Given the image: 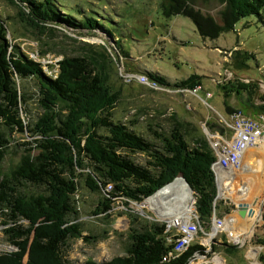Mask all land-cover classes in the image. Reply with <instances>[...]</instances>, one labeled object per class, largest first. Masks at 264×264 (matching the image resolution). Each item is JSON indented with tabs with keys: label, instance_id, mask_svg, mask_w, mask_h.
Masks as SVG:
<instances>
[{
	"label": "trees",
	"instance_id": "trees-1",
	"mask_svg": "<svg viewBox=\"0 0 264 264\" xmlns=\"http://www.w3.org/2000/svg\"><path fill=\"white\" fill-rule=\"evenodd\" d=\"M219 1L226 5L220 13L223 25L195 12L185 0H163L161 10L167 18L183 15L191 19L205 39H217L231 32L242 19L261 17L264 11V0ZM11 2L32 22H66L75 29L101 27L108 31L92 16L77 20L70 10L62 11L55 0ZM40 28L42 32L48 30V26ZM7 32L0 21V125L10 131V136L30 131L37 139L20 165L0 177V222L6 227L7 241L17 250L0 255V264H25L27 256V264H66L64 250L71 240H89L83 237L76 199L82 178L92 191L104 193L94 211V215H99L110 212L115 199L142 203L182 175L196 197L203 232L210 230L218 185L212 171L215 157L209 140L199 138L188 123H181L176 117L168 119L172 122L169 130L163 125L153 129L150 124V141L137 132L139 120H118L121 94L109 87L113 64L105 47L100 51L86 48L88 53L64 57L59 75L53 78L45 73V65L21 54ZM251 59L246 57L236 69H249ZM199 80L193 75L180 87L194 89ZM27 81L36 85L37 103L43 114L32 124L33 128L23 119V109L30 101L25 90ZM222 89L226 90V98L231 93L253 96L259 85L247 82L236 87L229 82ZM261 100L264 103V98ZM224 105L228 115H232L229 105ZM258 110L264 115V105ZM164 123L167 125V120ZM9 151L10 142L2 129L0 170ZM140 153L147 157V167L135 160ZM31 188L40 193L27 194ZM166 227L151 223L142 230L132 228L131 245L124 257L85 264H189L196 254L207 255L201 244H192L177 255L174 241L178 235ZM235 249L229 246L223 250L233 254Z\"/></svg>",
	"mask_w": 264,
	"mask_h": 264
},
{
	"label": "rangeland",
	"instance_id": "rangeland-1",
	"mask_svg": "<svg viewBox=\"0 0 264 264\" xmlns=\"http://www.w3.org/2000/svg\"><path fill=\"white\" fill-rule=\"evenodd\" d=\"M55 1L62 11L70 10L69 13L75 14L77 20L92 16L105 24L108 31L101 27L94 30L75 29L66 22H32L20 13L11 0H0V21L6 25L9 40L22 55L45 65V73L53 78L59 75L60 61L64 57L85 54L86 48L100 51L105 47L113 64L109 87L121 94L116 118L125 122L139 120L136 130L148 141L150 124H153V129L163 125L169 130L172 122L168 119L173 117L181 123H188L194 134L207 141L210 135L212 141L218 138L215 135L229 136L231 131L221 122L230 119L224 102L232 109V114H243L256 120L262 116L258 108L264 105L261 100L264 98V11L261 17L242 19L231 32L223 33L217 39H205L191 19L183 15L165 17L161 10L163 0ZM185 2L195 12L200 11L203 16L223 25L220 13L226 5L219 0ZM43 26H48V30L42 32L40 27ZM248 56L252 57L250 68L237 70ZM193 75L200 77L197 86L203 88L197 94L191 92L193 89L180 87ZM229 82L236 87L254 82L259 85V90L253 96L245 94L239 97L231 93L226 98V90L222 87ZM25 83L30 101L23 109V119L33 128L32 124L43 114L37 103L36 85L28 81ZM166 120L167 125L164 123ZM2 129L10 142V151L2 163L1 178L20 165L23 155L35 146L33 141L37 139L30 131L25 134L15 132L10 136V131L0 125ZM258 146L249 149L246 168H243L239 181L232 185V189H225V196L218 191L214 203L216 216L226 218V230L214 229L211 220L210 230L199 233L193 243L204 246L207 255L196 254L189 264H264V149L258 150ZM135 157L138 164L147 167L145 154ZM78 183L79 223L84 231L83 237L89 240H71L64 250L66 264L104 263L122 258L130 248L132 228L142 230L151 223L166 226L171 222L184 223L193 214L197 215V200L190 188V200H194L190 209L185 203L168 210L167 206L172 204L169 202L163 205L166 212L161 213L155 206L153 208L157 210L142 208L147 200L137 203L122 198L114 200L110 212L94 215L96 205L99 206L105 197L104 193L92 191L86 186L84 178ZM32 193L38 195L40 191L31 188L27 192ZM255 197L263 198L258 204V211L249 204ZM241 203L249 204L255 211L254 217L259 218L249 235L246 230L251 218L242 219L239 215L237 207ZM22 224L28 223L22 221ZM5 228L0 222V255L17 251L7 241ZM230 232H234V236L241 241L236 243L234 237L229 236ZM174 233L177 234V230ZM229 246L236 247L233 254H226L223 250ZM25 259L27 264L29 257Z\"/></svg>",
	"mask_w": 264,
	"mask_h": 264
},
{
	"label": "built area",
	"instance_id": "built-area-1",
	"mask_svg": "<svg viewBox=\"0 0 264 264\" xmlns=\"http://www.w3.org/2000/svg\"><path fill=\"white\" fill-rule=\"evenodd\" d=\"M200 91H203V88L197 86L191 92L197 94ZM208 96L210 97L211 94L208 93ZM221 122L231 131L230 135L227 137L215 135L218 138H214L213 141L211 140L213 137L210 135L208 140L215 155L212 171L215 175L218 191L219 194L222 191V196H225L226 192L223 191L232 189V185L239 181V175L244 168L249 149L255 148L264 142V115L259 120H256L243 114H232L230 119ZM108 189L111 190L110 187ZM237 209L239 208L237 207ZM214 215L212 218L213 228H219L222 231L226 230V218H220L216 216V213ZM191 218L194 220L190 219L188 222L178 224L173 222L167 224V231L177 230L178 238L174 241L176 244L175 253L177 254L187 250L196 241L198 234L203 231L198 216L193 214ZM234 235V232L229 233V236L234 237L233 240L237 241L236 243L240 242L241 239ZM170 255L172 256L173 254Z\"/></svg>",
	"mask_w": 264,
	"mask_h": 264
},
{
	"label": "bare ground",
	"instance_id": "bare-ground-1",
	"mask_svg": "<svg viewBox=\"0 0 264 264\" xmlns=\"http://www.w3.org/2000/svg\"><path fill=\"white\" fill-rule=\"evenodd\" d=\"M221 127V126H220ZM258 150H263L264 149V145L263 144H260L258 147H257ZM258 163V162H257ZM261 163V162H260ZM259 164V163H258ZM245 165V163H244ZM259 166H261V164H259ZM256 167V166H255ZM246 168V166L244 167ZM254 170V169H253ZM261 170V169H260ZM176 180L174 183L168 185L166 188H164L163 190H160L157 194H155L154 196H152L151 199L147 200L145 203H143L141 206L142 208H150V209H154L153 206L157 207L159 211H161V213H165V209H163V205H165V203H169V202H172V204L168 205L167 208L168 210H172L174 206L176 207H180V205H184L185 203L188 205L189 209H190V206H191V203L194 201L190 200V191H189V188L186 183L182 180ZM193 197V195H191ZM263 199V198H262ZM259 197H255L254 198V201L252 203H249L251 205V207L255 208L256 211H258L259 209V206L258 204L261 202V200ZM253 200V199H252ZM193 205H194V202H193ZM249 205V206H250ZM181 206V207H182ZM194 207V206H193ZM154 210H157V209H154ZM188 210V209H187ZM185 210V211H187ZM183 213V212H182ZM181 213V214H182ZM166 215H169V214H166ZM198 216V215H197ZM190 219L193 220V218L190 217ZM249 219V218H248ZM259 218H256V217H252L250 220H251V224L248 228L247 231V235L249 234H252V231H254V224L255 222L258 221ZM189 221V220H188ZM187 221V222H188ZM181 222V221H179ZM230 223V222H229ZM232 223V222H231ZM247 229V228H246ZM174 230L172 231H168V232H174ZM195 242V241H194ZM193 242V243H194ZM192 243V244H193ZM191 244V245H192ZM190 245V246H191ZM189 246V247H190ZM188 247V248H189ZM186 251V250H185ZM183 253V252H182ZM177 254V253H176ZM177 255H180V254H177Z\"/></svg>",
	"mask_w": 264,
	"mask_h": 264
},
{
	"label": "water",
	"instance_id": "water-1",
	"mask_svg": "<svg viewBox=\"0 0 264 264\" xmlns=\"http://www.w3.org/2000/svg\"><path fill=\"white\" fill-rule=\"evenodd\" d=\"M179 177L186 183V185L188 187H190L189 184L186 182L185 178L182 175L179 176ZM190 190L192 191L191 188H190ZM238 208H239L238 213H239L240 216H242L243 219L246 218V217L252 218L255 215L254 209L250 208L249 204L241 203V204L238 205Z\"/></svg>",
	"mask_w": 264,
	"mask_h": 264
},
{
	"label": "crops",
	"instance_id": "crops-1",
	"mask_svg": "<svg viewBox=\"0 0 264 264\" xmlns=\"http://www.w3.org/2000/svg\"><path fill=\"white\" fill-rule=\"evenodd\" d=\"M243 219V218H242Z\"/></svg>",
	"mask_w": 264,
	"mask_h": 264
}]
</instances>
